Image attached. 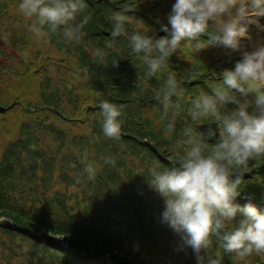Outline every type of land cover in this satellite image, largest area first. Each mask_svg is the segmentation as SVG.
<instances>
[{
    "label": "trees",
    "instance_id": "obj_1",
    "mask_svg": "<svg viewBox=\"0 0 264 264\" xmlns=\"http://www.w3.org/2000/svg\"><path fill=\"white\" fill-rule=\"evenodd\" d=\"M20 2L21 0H0V16L7 13L9 7L19 5ZM118 2L120 1L85 0L87 7L83 13L94 17L104 10H113L112 6ZM156 2L153 3L154 6ZM127 4L126 7L142 12L152 7L151 4H144V0L129 1ZM78 18L76 17L73 21L75 25ZM82 20L79 18V22ZM90 22L91 19L84 26ZM83 31H81L82 38L85 36ZM14 44L22 47L28 55L32 54V50L23 47L22 43H0V55L11 54L8 46ZM56 44L61 47L63 43ZM65 45L62 46V50ZM91 46L101 49L100 46ZM76 47L79 55H82L81 60L86 61L85 64L87 58L88 63L101 59L96 57L97 54L88 53L84 49L81 52L82 43H77ZM112 53L114 52H109V54ZM130 53L132 56L136 54L131 44L125 43L124 49L119 54L122 58H126L130 56ZM34 54L40 55V52ZM184 54L183 51L182 55ZM176 55H179V50ZM227 58L225 57L224 64L221 61L215 64L219 77L225 69H233L235 65L234 63L227 64ZM182 59L188 61L187 56H183ZM176 60L177 57H174L170 61L172 67H176L174 64ZM204 62L201 68L210 69L207 58ZM219 65L222 66L219 68ZM83 66L80 67L85 69ZM1 68L0 61V70ZM92 69L97 71L95 66ZM130 69H132V64H129ZM183 69L186 73L173 70L184 93L179 101L175 96L172 97V102H178L180 109L170 107L167 116L164 115L163 106L159 101L151 104L147 102L154 96L148 97L141 94V90L148 87L144 82L141 90L132 94L136 88V81L128 87L125 78L113 81V74H107L106 69L104 72L88 71L91 80L87 88H93L99 92L93 99L99 103L96 104L98 106L90 103L87 105L89 111L97 113L94 121L91 120L90 127L86 128L87 131L78 136L74 134L76 133L74 129L82 124L83 118L81 121L60 126L51 123L48 119L45 124H42L41 120L38 121L45 131L52 132L55 138L60 140V147L64 146L58 160L56 175L50 172L48 164L44 165L43 189L40 197L30 193L35 192L36 185L25 167V162L29 169L33 170L35 167L34 161L27 160L33 149L30 135H27L24 144L23 140L21 144H18L14 139H8L7 147L0 157V212L11 216L15 221L16 225L10 228L12 232L23 233L25 238H22L21 242L17 240L15 242L24 251L26 260H28L27 264H169L168 261L162 260L159 253H156L161 249L169 250L187 264H198L190 249L189 254L175 250L176 246L171 241V236L175 235L168 231L169 225L164 223L162 218L166 207L165 202L157 210L159 197L147 188L144 192L140 190L137 183L140 172L132 162L134 158L138 159L141 171L148 172L149 167L145 165H152V162L160 161V157L164 158V155L170 153L168 142L179 135L183 136L185 126L191 120L189 109L186 107L190 106L191 101L198 96L213 94L205 92L190 98V92L186 87V77L191 76V70L188 71L184 67ZM161 71H166V69ZM161 71L149 80L160 86V90L163 91L169 72ZM91 73L97 74L92 75ZM53 82L50 76L44 78L41 98L47 100L40 104L48 103L53 107L46 105L47 107L62 112L63 103L56 96L57 92L54 90ZM208 86L212 87L211 82ZM201 87H204L203 83L191 85L193 90ZM220 87L221 82L216 83L215 89L218 90ZM248 97V95L239 94L237 99L241 103H249ZM75 99L77 105L82 100L80 96ZM101 101H108L122 109V115L118 118L121 124L119 140L110 139L103 133V117L99 107ZM0 103H4L1 97ZM234 104L236 103H227L220 109L221 113L224 114V109ZM235 110L236 108H233L232 112ZM164 117L167 118V122L173 118L175 120V127L171 133L166 131ZM209 118L206 117V119ZM198 121L206 120L203 118ZM211 128L220 133L218 126L214 125ZM216 138L220 139V134ZM206 142L211 145L213 141L206 140ZM87 145L91 146V152L88 151ZM138 150L139 153L135 155ZM87 155H90L89 160L83 159ZM105 160L110 162L105 163ZM88 165L96 169V174L92 179H89L85 172ZM20 170H24L27 174L26 188L29 192L16 187L18 183L16 179L20 175ZM246 171L250 173L245 178L243 176V183L238 188L241 194L234 202L243 204L249 199L264 200V162L249 160L248 168L243 169L242 172ZM71 176L72 182H77L73 184L74 187H82L79 188V194L61 191L59 188ZM30 180L33 185L29 186ZM243 194L246 196H241ZM6 195L12 198H7ZM69 198L83 199L80 202L78 200L70 202ZM175 237L179 240L177 236ZM64 240L68 242V245L63 243ZM172 264L180 263L173 262Z\"/></svg>",
    "mask_w": 264,
    "mask_h": 264
},
{
    "label": "clouds",
    "instance_id": "obj_2",
    "mask_svg": "<svg viewBox=\"0 0 264 264\" xmlns=\"http://www.w3.org/2000/svg\"><path fill=\"white\" fill-rule=\"evenodd\" d=\"M86 7L85 0H21L19 11L27 18H34L30 30L37 38L48 32L54 34L63 26L64 36L71 40L79 39L80 30L87 23V19L75 26L72 23ZM260 17H264V0H176L168 15L171 30L167 25L161 28L167 36L154 40L134 32L130 44L136 54H144L148 65L146 75L156 77L181 46L191 48L194 53L211 44L238 49L240 38L247 31L242 22L264 27L259 25ZM218 18H223L220 25L216 24ZM126 23L127 14L116 13L111 37L124 33ZM204 35L209 37L206 45L201 39ZM112 64L118 67V61ZM220 81L217 91L194 98L189 109L193 121L210 117L217 122L219 142L210 145L202 133L186 128L183 144L187 149L182 155L176 153L177 164L164 171L157 167L148 169L150 186L165 199L163 222L181 236L184 244L192 247L198 264H204L200 252L209 249L213 237L226 253H234L241 259L253 253H264V214L250 202L243 208L234 203L241 194L238 188L243 183L242 170L248 168L249 160L264 162V47L243 53L234 69L222 72ZM249 93L255 94L257 111L252 113L247 111V103L237 99V94L247 96ZM183 94L175 73L170 72L162 97H157L165 116L170 107L180 109V104L173 103L172 97L179 101ZM229 102L238 104V108L224 115L220 109ZM99 107L104 135L119 140L118 118L122 109L108 101H101ZM174 127L173 118L166 125V131L171 133ZM215 134L209 129L208 138ZM85 172L92 179L96 169L88 165ZM238 211L245 218L239 226L226 230L227 222H232ZM207 264H221L220 256H209Z\"/></svg>",
    "mask_w": 264,
    "mask_h": 264
},
{
    "label": "rangeland",
    "instance_id": "obj_3",
    "mask_svg": "<svg viewBox=\"0 0 264 264\" xmlns=\"http://www.w3.org/2000/svg\"><path fill=\"white\" fill-rule=\"evenodd\" d=\"M118 1L120 2L114 3V6H112L113 10H120L125 13L135 12L139 14L136 10L124 11L118 7H126L129 1L140 0ZM154 2H156V5L149 8L148 15L142 14L137 17L134 15H127V23L124 25L125 32L121 34L122 39L126 43H130V38L134 32L143 36H148L154 40L163 37L166 33L162 30L158 32L157 29L160 28V25L157 24H160L163 21L166 14L171 13L169 8L163 9L166 7V4L172 8L176 0H144V4L146 5H153ZM115 14L116 13H113L111 15L112 20H114ZM33 20L34 18H27L19 11V5H12L9 7L7 13L0 16V43H22L23 47L32 50V54L28 55L22 47L14 44L8 46L9 53L11 54L6 56L0 55V61L2 63V68L0 70V97L4 100L6 105L13 101L18 102V104L13 103L12 107L8 110L0 112V157L7 147L6 142L8 139H14L18 144H21L23 140L24 144L26 136L30 135L33 149L27 160L34 161L35 167L33 170L29 169L26 162L25 167L27 168L28 175L33 178V182H35L36 185L35 192L30 193L39 197L40 192L43 189L44 165L48 164L50 172L56 175L58 160L64 146L60 147V142L55 138L54 134H52V132L45 131L44 128L38 124V121L41 120L42 124H45L46 119H48L51 123L60 126L72 122V120H66L61 116H79L80 119L82 120L83 118L84 121L78 128L74 129V131H76L74 134L78 136L80 133L87 131L86 128L90 127L91 120L93 119L92 121H94V118L97 115L95 111L88 110L87 103L98 106L96 104L99 102L93 101V99L99 92L93 88H87V84L91 80V75L86 69L81 68L78 63L77 56L79 55V51L76 44L83 41L81 31L79 33V39L69 40L64 36V27L61 26L56 33L53 34L48 32L46 36L37 38L30 30ZM72 23L73 26H75V23ZM222 23L223 18H218L216 24L220 25ZM242 23H245L246 25L255 24L247 23V21H243ZM259 25H264V17L259 18ZM258 27L264 31V27ZM45 30L47 31V29ZM169 30H171V28H169ZM255 41V38L252 37L251 34H245V36L240 38L239 48L236 50L232 49L230 53L237 56L238 58L236 59L239 61L242 59L243 53L249 52L245 47L247 46L251 48L254 44L257 45ZM56 43H63L62 46L66 44L64 50H62V46L59 47ZM114 43L118 42L115 41L112 45H114ZM204 43L205 45L207 44L206 42ZM183 47L185 48V54L182 55L183 49L182 47L179 48V55L177 56V60L174 62L176 67H172L170 61H168L166 66L161 69H166V71L161 72L173 73V70H175L177 72L186 73L183 67L188 69V71L191 70V76L186 77V87L190 92V98L213 90L219 80V78H216L218 75L217 73L219 72L217 71L215 64H217L218 61H221L224 64L225 57H230V54H226L225 51L222 50L212 49L210 46H207V49L203 48L195 53L191 50V48L185 46ZM223 47L226 48L227 46L223 45ZM88 51L91 54H104L100 48L88 47ZM35 52H40V55H35ZM154 54L155 53H153V55ZM183 56H187L188 61H183L181 59ZM205 58H207L208 65L211 66L210 69L201 68L205 63ZM133 59L139 61V66L142 69V72L139 74L143 77V82L148 86L141 90V94L148 97L154 96V98L147 100L149 104L158 102L157 97H162L163 91L160 90V86L151 82L149 80L150 77L148 78L146 75V67H148V65L145 63L144 54L141 53L134 55ZM226 63L229 64L230 61H226ZM129 64V59H123L122 63L118 64V68L122 71V74L130 71ZM221 66L222 65H219L218 67L220 68ZM207 71L208 73H206ZM46 76H50L54 81L53 87L55 92H57L56 96H58L60 101L63 103L62 110L64 113L62 115L53 112L48 107H41L36 113L31 112V110L27 107L29 104H47H40L42 101L47 100L41 98L44 84L43 80ZM126 78L133 79V76L128 75ZM203 82H211L212 87L205 85L197 90H193L191 88L193 83ZM157 88L158 90L156 91ZM77 96L82 98L78 105L76 103L77 100L75 99ZM252 102H255V100ZM236 107L237 104H234L225 108L223 111L224 115H229L232 109ZM190 108L191 105L186 107V109ZM80 119L77 120L81 121ZM166 119L167 118L165 117L163 118L166 123L165 127L168 124ZM204 119L206 120L204 122L198 120L193 121L192 119L189 120L185 129L189 127L195 129L197 133H202L207 141H213L211 145H214L218 143L220 139H214V137H212V139L208 138L207 131L214 125L218 126V124L211 118L206 119L205 117ZM182 135L183 136L179 135L175 139L168 142V150L170 153L165 155L168 157L167 162L163 163L161 161H154L152 162V167H157L159 171H164L166 168L177 164L176 153L179 152L182 155L187 149V146L183 144V140L186 139V137L184 136V133H182ZM91 140H93V138ZM87 149L88 151H91V146L87 145ZM20 171V175L16 179L18 181L16 187L19 190H26V192H29L26 188V180L28 178L27 174L24 170ZM243 176L245 178L246 174L243 173ZM33 182L30 180L29 186L33 185ZM51 188L54 189L52 186ZM148 188H152L149 182ZM141 190L144 192L143 189ZM151 193H154L159 198H163L153 188ZM7 198L12 197L7 196ZM26 206L27 204H25V207ZM244 218V214L238 211L233 221L227 222L226 230L229 231V224H232L233 228L239 226V222ZM22 234L23 233H19L18 231L12 232L9 226H7V228L4 227V225L0 226V264H27L28 260H26L27 258L24 251H22V248L15 242L16 240L21 242L22 238H25ZM212 239L213 243L208 249V256L214 257L218 252L222 256V261L225 264H264V254L260 255L253 253L251 256L241 259L237 256L225 253L222 248L219 247L215 237ZM171 241L175 244V250L177 252L189 254L188 245L182 243L175 236H171ZM226 258H230V263L225 262ZM168 263L172 264L173 261L169 260ZM180 264H183V262L180 261Z\"/></svg>",
    "mask_w": 264,
    "mask_h": 264
}]
</instances>
